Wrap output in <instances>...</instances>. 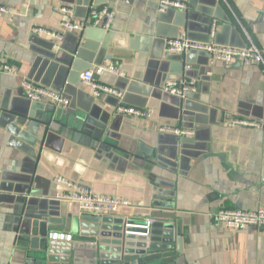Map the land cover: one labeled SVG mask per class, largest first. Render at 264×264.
I'll return each instance as SVG.
<instances>
[{
  "label": "crops",
  "instance_id": "obj_1",
  "mask_svg": "<svg viewBox=\"0 0 264 264\" xmlns=\"http://www.w3.org/2000/svg\"><path fill=\"white\" fill-rule=\"evenodd\" d=\"M181 1L188 10L161 14L158 0H0L9 12L0 18V64L18 69L0 75V264H38L27 236L32 217L43 209L29 206V200H48L60 219L89 214L76 204L56 202L65 191L55 182L59 177L97 195L127 199L131 206L122 214L103 216L133 226L148 221L153 184L164 183L165 203L182 238L173 264H264V229L231 231L214 219L223 210L264 207V130L228 126L236 118L264 123V67L226 66L194 54V63H188V53L183 61L170 62L168 57L180 54L168 53L165 44L182 34L203 40L212 21L218 44L254 45L264 53V0H201L196 9L190 0ZM93 6L115 12L110 28L70 32L62 42L33 32L57 30L69 19L84 21ZM43 43L56 44L60 60L72 57L71 67L51 59ZM100 66L118 73L95 75V80L124 92L122 104L148 111L150 119L119 114L117 98L93 94L81 75ZM181 78L196 81L197 93L182 99L162 91ZM24 80L64 95L70 106L36 105L24 93ZM213 100L227 110L211 113ZM72 114L108 119L120 157L99 155L75 143L72 132L61 133V123ZM45 119L55 130L48 131ZM190 124L201 145L193 150L199 156L179 173L159 167L149 155L159 129Z\"/></svg>",
  "mask_w": 264,
  "mask_h": 264
},
{
  "label": "water",
  "instance_id": "obj_2",
  "mask_svg": "<svg viewBox=\"0 0 264 264\" xmlns=\"http://www.w3.org/2000/svg\"><path fill=\"white\" fill-rule=\"evenodd\" d=\"M199 1L201 0H190V7L196 9ZM212 23L211 21L206 31V38L197 41L209 42ZM42 45L51 59L57 58L56 44L43 43ZM188 54L185 57L188 63H194L191 61L194 55H203L206 59H211L203 52ZM184 55L186 54L168 57V60L183 61ZM57 60L68 67H71L73 62L72 57L62 60L57 58ZM209 103L215 107L211 109V113H216L220 109L227 110L218 107L214 100ZM188 105L186 103V106ZM241 114L249 115L246 112ZM48 120L50 119L41 122L48 127V131L55 130ZM61 124L63 127L60 128V132L64 130L72 132L75 143H83L97 154L110 159L120 157L115 143L117 138L108 130V119L97 121L89 116L72 114ZM193 126L190 124L187 129L193 130ZM195 139L196 137L180 138L175 135L161 134L157 147L149 151V155L156 157L159 167L172 173H179L187 167L192 158L199 156L198 151L193 152L194 149H201V145H196ZM162 185L164 183L158 181L153 184L154 194L149 205L148 221L140 225L143 228L137 229L129 226L123 218L98 214H82L79 217L69 215L68 219H60L56 212L51 211L48 200H29V206L43 209L41 213L32 217L34 219L31 223L32 231L27 236L29 249L34 252L38 264H173L177 253L182 252V238L179 228L175 227L176 216L171 212L170 206L165 203ZM61 226L68 227L63 229L60 228ZM175 248L177 251L174 250Z\"/></svg>",
  "mask_w": 264,
  "mask_h": 264
},
{
  "label": "built area",
  "instance_id": "obj_3",
  "mask_svg": "<svg viewBox=\"0 0 264 264\" xmlns=\"http://www.w3.org/2000/svg\"><path fill=\"white\" fill-rule=\"evenodd\" d=\"M159 12L165 13L169 9L188 10V3L181 0H158ZM65 14L73 16V12L65 8ZM8 9L0 4V18L7 15ZM115 18V12L107 7L93 6L90 9L89 17L84 21H73L72 19L63 21L57 30L48 29L45 27H36L33 32L39 36L45 37L53 42H62L67 33L80 32L86 28H110ZM217 24L213 22L209 35V42L195 41L182 34L177 38L166 41L167 52L172 54H187L191 52H203L210 56L211 60L223 65L229 66L234 63H239L245 67L262 66L264 67V53L254 45L248 47H230L223 46L216 42ZM17 67L10 64H0V75L17 74ZM105 73L117 74L118 71L112 66H100L93 71H87L81 75L84 84L91 88L95 96L109 95L118 99L117 113L133 116L139 119H150L151 114L146 110L127 107L122 104L124 92L118 89L101 84L95 80V75H104ZM24 93L30 101L35 103H51L55 107H69L70 100L64 95L57 93L44 86L35 85L29 80H24L22 83ZM197 83L194 80L186 78L173 79L165 84L162 91L182 98L188 99L193 94L197 93ZM231 128H249L264 130V123L258 120L236 118L228 122ZM161 134L175 135L180 138H191L195 135V131L187 128L164 126L159 129ZM56 184L65 189L64 192L58 193L54 199L56 201L76 204L82 212L90 214H109L119 215L130 208L131 203L127 199L118 197H109L97 195L93 190L80 188L77 184L59 177L55 179ZM215 222L231 231H243L249 228L264 229V207L256 211L243 210H223L214 216ZM131 227L143 228L138 225H129Z\"/></svg>",
  "mask_w": 264,
  "mask_h": 264
}]
</instances>
